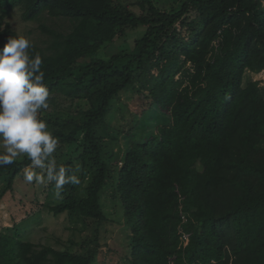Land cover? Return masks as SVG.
<instances>
[{
	"label": "trees",
	"instance_id": "1",
	"mask_svg": "<svg viewBox=\"0 0 264 264\" xmlns=\"http://www.w3.org/2000/svg\"><path fill=\"white\" fill-rule=\"evenodd\" d=\"M16 6L46 36L33 51L49 103L60 94L77 104L41 118L59 137L57 163L78 167L83 184L65 185L57 203L32 202L76 214L91 236L56 250L1 230L0 264H97L107 187L129 231L121 264H264V86L249 78L264 70V0H180L170 9L154 0H0L2 14ZM45 17L70 26L49 27ZM139 26L130 51L95 58ZM15 36L6 24L0 48ZM128 89L168 121L130 144L116 170L109 146L120 131L109 122ZM29 163L0 168V201L25 182Z\"/></svg>",
	"mask_w": 264,
	"mask_h": 264
},
{
	"label": "rangeland",
	"instance_id": "2",
	"mask_svg": "<svg viewBox=\"0 0 264 264\" xmlns=\"http://www.w3.org/2000/svg\"><path fill=\"white\" fill-rule=\"evenodd\" d=\"M156 5L163 9L177 7L180 0H154ZM135 13L140 11L136 7L131 8ZM43 23L49 27L58 30H68L70 23L63 18L45 17ZM6 24L15 32L16 36L25 35L29 37L33 44L44 45L46 36L41 33L38 23L24 21L21 18L20 9L16 6L8 13L2 14L0 11V29ZM145 32V27L139 26L134 30H128L123 38H117L113 42L105 44L95 55V58L107 59L119 51L128 52L133 48L134 41L140 39ZM184 31L182 35H184ZM252 80L259 82L264 86V70L257 74H251ZM54 104L49 103L51 110H65L71 107L72 111L76 109V102L71 103L63 95L54 97ZM149 104L136 91L128 89L120 94V101L115 106V112L110 118L113 129H119L117 140L112 141L110 148V165L112 169L120 167L127 147L135 140L141 139L148 128L156 130L168 119L165 114L153 107L150 111ZM148 110L147 116L141 122L140 129L128 131L136 125L138 116ZM135 121V122H134ZM114 130H109L112 134ZM83 184V183H82ZM79 187H81V185ZM26 182L16 183V192L12 196L4 197L0 201V231L7 229L11 233H17L20 239L28 240L34 244L51 246L56 250H62L68 246V241L81 242L91 236L90 229L84 230L82 220L75 214L69 215L62 213L53 215L45 208L35 205L32 201L40 203H57L59 198L46 195L47 185H37ZM1 186V183H0ZM2 187V186H1ZM0 187V188H1ZM37 199V200H36ZM101 206L105 212L109 223L105 228V236L101 237V253L97 264H121L120 254L126 244L129 231L122 225V217L118 201L113 196V189L107 187L101 195ZM102 232V233H103Z\"/></svg>",
	"mask_w": 264,
	"mask_h": 264
},
{
	"label": "clouds",
	"instance_id": "3",
	"mask_svg": "<svg viewBox=\"0 0 264 264\" xmlns=\"http://www.w3.org/2000/svg\"><path fill=\"white\" fill-rule=\"evenodd\" d=\"M25 35L10 37L0 48V168L26 158V183L53 185L62 199L64 186L80 185L79 168L58 164L59 137L41 113L49 108L50 90L44 83L43 57ZM39 169V171H37Z\"/></svg>",
	"mask_w": 264,
	"mask_h": 264
}]
</instances>
